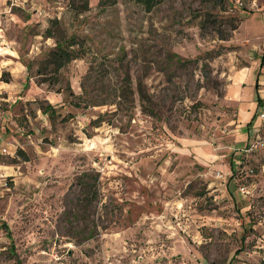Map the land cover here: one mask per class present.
<instances>
[{"label": "rangeland", "instance_id": "374dc122", "mask_svg": "<svg viewBox=\"0 0 264 264\" xmlns=\"http://www.w3.org/2000/svg\"><path fill=\"white\" fill-rule=\"evenodd\" d=\"M100 1L0 0V264H264V0Z\"/></svg>", "mask_w": 264, "mask_h": 264}, {"label": "trees", "instance_id": "16d2710c", "mask_svg": "<svg viewBox=\"0 0 264 264\" xmlns=\"http://www.w3.org/2000/svg\"><path fill=\"white\" fill-rule=\"evenodd\" d=\"M116 1L117 0H101L100 4L103 6H110L115 4ZM131 1L138 5H141L145 11H150L157 5L161 4L163 0ZM215 1L219 2L223 0ZM68 4L71 12L74 15L85 13L89 9L88 0H68ZM51 23L56 26H58L59 24L58 21L55 19L51 21ZM234 29L235 27L232 28V30ZM45 36L47 38H55V46L49 51V53L45 56L44 60L42 61L41 72L43 74L44 72L49 70V72H51L55 77L54 83H57L60 70L64 66L69 64L71 61L81 58L83 56V48L80 47L79 43L76 41V37H65V39L54 37L55 33L50 28L45 30ZM261 62H263V59H261ZM255 87L257 88V83ZM84 176H87V174H84ZM90 187L91 186H88V193H92Z\"/></svg>", "mask_w": 264, "mask_h": 264}, {"label": "crops", "instance_id": "0c3cea01", "mask_svg": "<svg viewBox=\"0 0 264 264\" xmlns=\"http://www.w3.org/2000/svg\"><path fill=\"white\" fill-rule=\"evenodd\" d=\"M10 59H11V62L13 63V65H8L7 67H9V71L10 72H13V71H15V70H18L17 69V66L16 65H14V63H19V57H18V55H17V53L16 52H12V55H10ZM16 67V68H15ZM258 79H259V77L258 76H256L255 77V79H254V83H255V85H256V83H257V87H258ZM261 101V98H259V103H261L260 102Z\"/></svg>", "mask_w": 264, "mask_h": 264}, {"label": "built area", "instance_id": "2783aa9c", "mask_svg": "<svg viewBox=\"0 0 264 264\" xmlns=\"http://www.w3.org/2000/svg\"><path fill=\"white\" fill-rule=\"evenodd\" d=\"M260 117H261V118H264V114H261ZM260 146H264V140H260V139H258V140H256L255 142L250 143L249 146H248V149H247V150H253V149L258 148V147H260ZM240 190H241L242 192H245V191H246L244 186H242V187L240 188Z\"/></svg>", "mask_w": 264, "mask_h": 264}]
</instances>
